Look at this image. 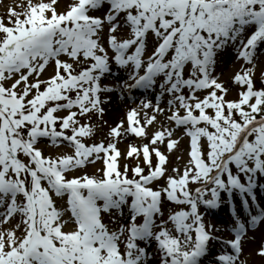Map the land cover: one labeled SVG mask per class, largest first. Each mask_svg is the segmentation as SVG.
I'll use <instances>...</instances> for the list:
<instances>
[{
  "label": "snow or ice",
  "instance_id": "snow-or-ice-1",
  "mask_svg": "<svg viewBox=\"0 0 264 264\" xmlns=\"http://www.w3.org/2000/svg\"><path fill=\"white\" fill-rule=\"evenodd\" d=\"M106 2L109 8L103 17L90 14ZM56 4L57 0L35 4L29 0L28 11L10 10L8 24L12 26L0 18V224L20 216L12 229L0 231V264H145L146 250L137 241L149 240L157 242L160 264H200L212 237L198 213V202L216 206L221 191L231 194L234 190L255 200L256 174L264 175V88L255 89L249 68L234 77L244 88L239 99L226 100L227 89L210 75L216 51L230 41L235 43L248 30L246 38L240 39L238 58L251 63L258 45L264 43V0H74L63 13ZM121 13L125 14L130 38L118 39L114 34ZM105 22L112 59L118 66L131 65L129 79L135 83L129 87H151L162 74L161 88L167 85L166 91L173 96L168 101V120L184 127L190 137L189 166L182 174L173 169L176 175L168 176L167 186L161 190L150 185L166 175L168 156L158 146H151L166 143L171 152L178 144L172 138V128L155 132L151 145L130 147L129 158L143 155L148 174L139 164L120 170L122 153L117 142L91 146L83 142L93 136L94 129L78 117L93 110L103 113L100 93L105 89L100 80L110 70L99 36ZM149 33L158 43L144 61ZM129 49L134 50L129 53ZM62 55L72 62L61 60ZM81 56L92 62L77 73L74 64L81 62ZM50 61H54L55 74L41 80L40 74ZM189 64L191 72L185 78ZM33 74L36 79L30 82ZM14 77L18 78L6 86ZM183 88L189 90L187 95ZM204 89L211 91L201 99L196 93ZM148 106L145 102L144 107ZM163 111L158 105L153 107V113ZM60 112L67 115L60 116ZM137 115L135 109L129 112L127 131L146 137V125H151L156 115L147 118L146 125ZM123 127L121 122L112 130L116 141ZM202 137L208 142L206 157L200 146ZM41 138L53 144L66 141L74 153L45 156L37 147ZM153 154L158 158L155 166ZM99 159L105 163L102 176L69 179L66 175ZM129 170L133 178H129ZM241 176L246 178L244 182ZM190 184L202 186L193 192ZM209 191L212 199H205ZM52 192L67 194L74 230H63L66 222ZM165 195L172 202L190 206V210L169 216L175 234L165 221L160 222L159 231H153L154 217L160 213ZM129 197L127 228L122 225L118 231H110L101 213L120 209ZM243 203L247 205V198ZM138 216L143 217V223L136 222ZM262 217L264 211L251 216L250 224ZM21 224L22 233L17 235ZM125 231L127 237L122 239ZM233 232L234 238L226 242L233 254L222 252L217 257L219 264H236L244 224L237 220ZM259 254L264 256V247Z\"/></svg>",
  "mask_w": 264,
  "mask_h": 264
},
{
  "label": "rangeland",
  "instance_id": "rangeland-1",
  "mask_svg": "<svg viewBox=\"0 0 264 264\" xmlns=\"http://www.w3.org/2000/svg\"><path fill=\"white\" fill-rule=\"evenodd\" d=\"M33 4L38 3L39 0H31ZM45 2H51V0H45ZM74 3V0H68V3H61V0H57V10L58 12H66L70 10V7ZM28 5L29 0H0V18H3L4 22L8 26H12L8 24L9 20V12L11 9H15L17 12H26L28 11ZM108 7H104L101 9H97L92 11L90 14L103 17L104 14L108 11ZM119 24L118 29L114 33L118 39H126L130 38V28L124 21L123 13L122 15H119L117 17V21ZM108 27L109 25L107 22L103 25L102 31L99 33L100 36V43L105 47L108 56H109V68L110 70L106 72L100 80L101 87L105 89L100 93V99H101V105L100 107L103 108V113H100L99 111L93 110L91 113H88L84 116H79L78 119H80L82 124H88L91 123V126L94 129V134L91 137L84 138V143L91 146L92 144H99L100 142H104L106 145L111 144L113 142H117V147L121 151L122 155L118 160V163L120 165V170L124 171L125 167L127 166L129 169H134L138 164L145 169V174H148L150 169L148 164L145 162V158L143 155L139 156V159H137L135 156L132 158H129L128 152L130 150V147L135 145L137 147L142 148L143 145L149 144L151 145V139L155 132L161 130V128H172L173 129V139L178 140L177 146L171 151H168L167 144H158L154 147H159L162 152L165 153V155L168 156V162L166 164L167 173L164 177L160 178L157 181H154L150 186L153 187L155 190H161L162 188L167 186V178L170 175H176V173L173 172V169H179L180 174H182L184 168L186 166H189V160H190V137L187 135L184 127H177L174 122L168 120V116L171 114L169 111V104L168 101L173 99V96L169 95V93L165 90L162 91V88L154 87L151 88L150 94H144L143 97L144 100L138 97L133 98L132 100L128 99V95L126 93L130 92L132 93L133 89L135 87H129V85H132L135 83L133 79H129L130 71H131V65L123 66L121 68L116 67V65L113 63V57L114 52L112 51L110 45L108 44ZM249 31H246L243 36L237 39V41L229 46H227L225 49H218L216 51L215 57H214V64L212 65L210 69V75L217 79L219 83L223 85L225 89H227V92L225 94L226 100H237L239 99V93L244 90V88L239 85L238 83L234 82V77L237 73L243 74V72L249 68L252 69V79L255 81L258 80H264V43H261L258 45L257 49L255 50L253 54V59L251 63L246 62L243 58H238V47L240 44V39L246 38V36L249 34ZM158 41L156 37L149 33L146 41H145V50L142 55V59L144 61H147V58L152 54L154 51ZM134 49H129V53ZM170 58L166 57V59ZM61 60H66L69 62H72L69 57L62 55L60 57ZM81 62L74 64L75 71H81L84 67H87L92 61H84V58L81 56ZM191 69V65H186L184 70L185 78L188 77L187 72ZM144 69L143 67L140 69L139 74L143 75ZM55 74V65L54 61H50L49 65L46 67L45 71L40 74L41 80H47L51 76ZM161 77V82L164 81V76L161 74L159 75ZM18 77H14L13 80L6 81V86H11V84L14 82V79ZM30 82H34L36 79L35 74H33L32 77L29 78ZM264 82V81H263ZM20 88L23 87V84L19 86ZM43 88V86H42ZM211 91V89H204L199 90L196 95L199 98H203L205 95L208 94V92ZM189 90L187 88L182 89V93L187 95ZM218 95L221 93L218 91ZM76 93L73 92L72 96L75 97ZM142 95V94H141ZM31 97H29L30 99ZM148 103V107H144V103ZM114 103H117L119 105H115ZM159 106V108L163 109V112H157L153 113V107ZM116 107V108H115ZM178 107V104H177ZM135 109L137 112V119L140 121L142 125H146L147 118L151 117L152 115H156V120L151 125H146V137H140L135 134L129 133L127 130L129 128V121H128V114L131 110ZM210 114L214 115V111L209 109L207 110ZM198 113V112H197ZM118 114L119 116L116 117L115 115ZM181 114H183V110L181 109ZM60 116L67 115L66 112H60L58 113ZM121 122H123V129L122 135L119 138L118 141H116L112 135V130L117 127ZM71 134V133H69ZM201 150L204 152V155L206 157L207 151H208V142L207 139L202 137L200 141ZM37 147H39L43 154L45 156H52L53 158H57L63 155H69L74 153V148L66 141H59L55 144H53L48 138H41L37 144ZM23 159H27L25 157H22ZM158 163V158L153 154V166H155ZM105 168V163L103 159L96 160L95 163H87L85 166L76 168L71 170L66 175L68 178L72 177H79V176H102L103 173L101 169ZM233 172H236V169L234 166H232ZM129 178H133L134 173L129 170L128 172ZM256 177L258 179V183L255 180V184L257 183L258 186L262 185L264 183V179L261 176H258L256 174ZM226 179V177H225ZM246 178L241 176L242 182H244ZM46 186V185H45ZM200 184H190V188L194 190L197 187H201ZM209 188L212 186L209 185ZM220 198H222V191L220 192ZM52 196V199L54 201V204L57 209L61 210L62 217L61 219L65 221L63 230L64 231H72L75 229L76 225L74 223L70 206L68 204V196L67 194L63 196H57L54 192L50 193ZM233 196V195H232ZM205 199H212L210 191L205 196ZM220 199V202H222ZM262 200V201H261ZM264 197L257 199L254 203V205L250 202H248L247 207L254 208V211L256 212L255 215H258L259 212L257 211V205L258 207L262 208V211H264L263 205ZM19 202V200H18ZM261 204H259V203ZM179 204V207H176L172 204V201L168 200V198L165 196L162 197L161 205H160V214L159 217L156 215L155 220V227L153 228V231H159V225L161 221L166 222V226L173 231V234H175L174 227L171 221H169V216L173 214L174 212L180 211V210H190L189 205H181ZM202 206H204V203L198 202V213L201 215L202 212ZM250 208V209H251ZM237 210H242L241 205L238 207ZM236 210V211H237ZM3 209L0 208V212H2ZM109 216L107 218H102V222L108 227L110 231H118L120 227L123 225L125 229L127 228V225L129 223L131 215L128 213H115L109 211ZM254 214V213H253ZM140 216L137 217V220ZM241 220H244V216L239 217ZM239 218L232 219L230 215L226 217L224 215V222L217 219L216 216L210 217V215H204V219L202 222L205 224L208 223L209 226H211L213 233L215 232L219 236L227 237L231 235L232 229L235 227L237 220ZM136 220V221H137ZM20 221V216L17 214L12 218H9V221L4 224H0V231L5 229H12L18 222ZM138 224L141 222H137ZM245 224V223H243ZM248 224V223H247ZM23 229V225L21 224L20 230H17V235H21ZM207 231L210 233V231L207 229ZM211 234V233H210ZM193 237H195V233H192ZM127 232L125 231L124 236L122 239H126ZM242 255L237 258L236 264H264V256L259 254V250L261 247H264V217H262L258 221V225L254 231L252 230L249 232L246 236L242 237ZM140 247H145L148 251L146 256L145 264H159V261L156 262L154 259H150V251H154L158 249L155 244H151V246L148 247V244L146 245L145 242L140 241L137 242ZM228 250L229 248L226 247ZM121 251H123V243L121 244Z\"/></svg>",
  "mask_w": 264,
  "mask_h": 264
},
{
  "label": "bare ground",
  "instance_id": "bare-ground-1",
  "mask_svg": "<svg viewBox=\"0 0 264 264\" xmlns=\"http://www.w3.org/2000/svg\"><path fill=\"white\" fill-rule=\"evenodd\" d=\"M61 3H62V4L65 3V4H66V3H68V0H61ZM115 105H119V104L114 103V106H115ZM115 108H116V107H115ZM115 116L118 117L119 115L116 114ZM263 206H264V201H263Z\"/></svg>",
  "mask_w": 264,
  "mask_h": 264
}]
</instances>
